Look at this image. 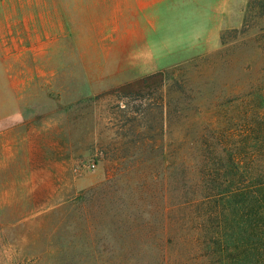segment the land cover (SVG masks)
I'll list each match as a JSON object with an SVG mask.
<instances>
[{
	"label": "rangeland",
	"instance_id": "374dc122",
	"mask_svg": "<svg viewBox=\"0 0 264 264\" xmlns=\"http://www.w3.org/2000/svg\"><path fill=\"white\" fill-rule=\"evenodd\" d=\"M250 1L0 0V264H198L193 164L264 86Z\"/></svg>",
	"mask_w": 264,
	"mask_h": 264
},
{
	"label": "trees",
	"instance_id": "16d2710c",
	"mask_svg": "<svg viewBox=\"0 0 264 264\" xmlns=\"http://www.w3.org/2000/svg\"><path fill=\"white\" fill-rule=\"evenodd\" d=\"M259 8L264 0H251L247 15ZM254 93L260 105L249 104L237 129L219 127V142L193 164L201 193L188 202L204 207L191 237L205 251L198 264H264V86Z\"/></svg>",
	"mask_w": 264,
	"mask_h": 264
},
{
	"label": "built area",
	"instance_id": "2783aa9c",
	"mask_svg": "<svg viewBox=\"0 0 264 264\" xmlns=\"http://www.w3.org/2000/svg\"><path fill=\"white\" fill-rule=\"evenodd\" d=\"M89 167H90V168H95V167H96V163H95V162L90 163Z\"/></svg>",
	"mask_w": 264,
	"mask_h": 264
}]
</instances>
